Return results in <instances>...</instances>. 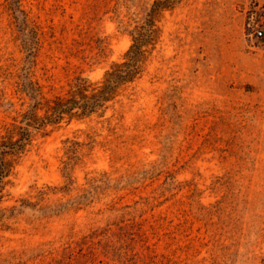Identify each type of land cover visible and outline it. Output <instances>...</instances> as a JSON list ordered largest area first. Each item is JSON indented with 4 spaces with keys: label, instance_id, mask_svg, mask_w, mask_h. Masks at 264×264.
<instances>
[{
    "label": "rangeland",
    "instance_id": "1",
    "mask_svg": "<svg viewBox=\"0 0 264 264\" xmlns=\"http://www.w3.org/2000/svg\"><path fill=\"white\" fill-rule=\"evenodd\" d=\"M154 1L0 0V134L31 107L24 86L99 82ZM156 20L103 118L34 132L0 264H264V0H176Z\"/></svg>",
    "mask_w": 264,
    "mask_h": 264
},
{
    "label": "trees",
    "instance_id": "2",
    "mask_svg": "<svg viewBox=\"0 0 264 264\" xmlns=\"http://www.w3.org/2000/svg\"><path fill=\"white\" fill-rule=\"evenodd\" d=\"M175 5L176 0L153 2L142 23L135 24L129 31L131 45L122 60L113 62L99 82L93 83L86 78L77 77L65 97L56 96L52 100H45L38 86H24L23 92L29 94L32 105L21 114L19 121H13L0 134V204L7 189L13 185L16 166L32 145L34 132L44 131L48 126L57 125L64 120L83 121L93 116L103 118L122 92L142 76L145 62L159 41L156 19L162 12L172 11ZM40 106L45 108L42 116L38 115V111H43ZM104 122L108 125V131L114 133L117 127L111 126V119H104ZM43 192L42 189L38 190L39 194ZM14 210L15 207H0L2 228H7L3 224L5 213Z\"/></svg>",
    "mask_w": 264,
    "mask_h": 264
},
{
    "label": "built area",
    "instance_id": "3",
    "mask_svg": "<svg viewBox=\"0 0 264 264\" xmlns=\"http://www.w3.org/2000/svg\"><path fill=\"white\" fill-rule=\"evenodd\" d=\"M257 34H258V36H261L262 35L261 32H257Z\"/></svg>",
    "mask_w": 264,
    "mask_h": 264
}]
</instances>
